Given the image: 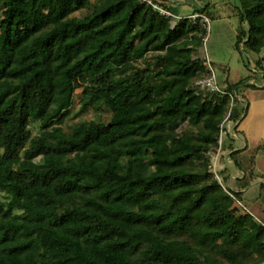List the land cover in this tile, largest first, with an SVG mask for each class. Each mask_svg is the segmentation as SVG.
<instances>
[{
  "label": "trees",
  "instance_id": "obj_1",
  "mask_svg": "<svg viewBox=\"0 0 264 264\" xmlns=\"http://www.w3.org/2000/svg\"><path fill=\"white\" fill-rule=\"evenodd\" d=\"M239 12L264 88V0ZM175 22L140 0H0V264H264V225L212 168L247 102L195 85L206 30ZM80 103L108 119L68 125Z\"/></svg>",
  "mask_w": 264,
  "mask_h": 264
},
{
  "label": "rangeland",
  "instance_id": "obj_2",
  "mask_svg": "<svg viewBox=\"0 0 264 264\" xmlns=\"http://www.w3.org/2000/svg\"><path fill=\"white\" fill-rule=\"evenodd\" d=\"M97 2L98 0H92ZM213 7H211L215 12L216 16L211 22V29L209 33V38L207 42V49L209 56L214 62L216 72L220 83L223 84L224 78L229 79V84L232 82L240 83L238 86L239 92L246 94L249 92L259 93L257 86H261V81L257 72L253 75L254 67L257 60L260 58L258 54L247 51H240L237 46V38L240 30V0H211ZM211 10V11H213ZM257 77V78H256ZM256 82H258L256 84ZM233 85V84H231ZM248 95V96H247ZM80 91L76 93L75 99L77 101L81 100ZM243 103L247 101L243 96H241ZM242 104V103H241ZM99 114H102L105 120L108 119L107 112H97L92 106L85 108L83 105L78 104L74 107L71 117L66 120L68 125H74L82 120H89L98 118ZM232 129V123L227 124V131ZM36 133V131H35ZM226 136H224V139ZM227 141V140H226ZM227 150H224V154L220 155L218 158V163L222 172V176H228L226 184L232 189L243 190L242 185L245 186L249 181V175H247V180L242 183H238V177L233 178V174H241L248 172V169L237 167L236 161L241 162L244 157H247L246 164L252 166L251 158L253 153H243L246 154L244 157L240 153H233L235 155L234 160L228 162L225 154ZM229 152V151H228ZM256 160L260 161L259 155L256 156ZM262 160V159H261ZM264 160L259 164V170L254 171L261 172L264 170V165L262 164ZM261 165V166H260ZM254 182L247 186L245 197L242 199L243 204L248 209V213L252 214L254 219L259 221L264 225V179L260 176H256ZM229 182V183H228ZM240 187V188H239ZM255 198V200H252ZM255 201V202H254Z\"/></svg>",
  "mask_w": 264,
  "mask_h": 264
},
{
  "label": "crops",
  "instance_id": "obj_3",
  "mask_svg": "<svg viewBox=\"0 0 264 264\" xmlns=\"http://www.w3.org/2000/svg\"><path fill=\"white\" fill-rule=\"evenodd\" d=\"M175 3L177 6L175 8H178L181 10V12L184 13H190L194 12L196 7H202L205 4V0H175ZM213 3H210L209 10H213L211 7ZM212 15L215 17L216 12L213 10L211 11ZM212 16V17H213ZM214 19L212 18V21ZM239 32V31H238ZM229 79L226 77L223 80V86L226 87L228 85L234 84L233 82L231 84L228 83ZM259 93L255 92V96L253 97L254 92H249L248 97H246V94L243 95V93L239 92L240 96H243L245 100L247 101V113L243 120L240 123V126L238 127V134L237 136H234L235 139L232 141L227 140V152H226V158L231 155L232 152L240 153L242 157H244L246 154L243 153H253L252 156L259 154L260 161L264 160L262 151L259 149L261 145L264 142V88H262V85L258 87ZM231 143V144H230ZM228 145H232V148L228 147ZM229 151V152H228ZM235 155L233 154L232 157L229 159L227 158L228 162L234 160ZM255 157V156H254ZM247 157H244L241 160L242 164V170L244 168L249 169L250 166L246 164ZM262 159V160H261ZM252 162V160H251ZM255 162V163H254ZM252 162V165L255 166V169L259 170V161L256 160ZM264 165V162L262 163ZM261 166V165H260ZM258 173L257 171H255ZM248 173H242L236 175L233 174V178L238 177V183H242L245 180H247ZM251 179L248 181L250 182ZM256 180V179H255ZM254 182V181H253ZM250 182V185L253 183ZM229 183V182H228ZM243 190H237L242 191L246 194L247 186L242 185ZM240 188V187H239ZM245 197V195H244ZM252 200H255V198H252ZM255 202V201H254Z\"/></svg>",
  "mask_w": 264,
  "mask_h": 264
},
{
  "label": "built area",
  "instance_id": "obj_4",
  "mask_svg": "<svg viewBox=\"0 0 264 264\" xmlns=\"http://www.w3.org/2000/svg\"><path fill=\"white\" fill-rule=\"evenodd\" d=\"M140 1L145 3L148 6L152 7V9L154 11L158 12L159 14L166 16V17H170V18L174 19V21H176V22L183 20V19H188L189 21H191L193 23L199 24L202 28H204L206 30V35L202 39V42H203L202 43L203 44L202 45L203 59L205 60V64H206V72H204V74H202L199 78H197L195 80V85L198 87H201L202 89L206 88L211 93L213 92V93H217L220 95H228L230 102H231V105H233L235 103V99H236L237 95L235 92H231L228 89H226L220 83L214 62L208 53L207 42H208L209 33H210V29H211V22H212L211 17L209 15H207L206 13H202L199 11H194V12H190V13H184V12L175 13L168 7L167 1H164V0H140ZM170 1L171 0H168V2H170ZM171 2H173V1H171ZM230 113H231V111H229L225 120H227L229 118ZM224 136H225V130L221 129V132H220V135L218 138L219 151H218V153L214 154L212 157V168L215 172L216 178L221 183V185H223V187L228 191V193L232 197H234L232 191L228 188L226 183H224V181L219 176L218 171H217L218 170L217 169V165H218L217 161H218V157H219L218 155H219V152H220L222 145L224 143ZM238 203L240 205H243V203L240 200H238Z\"/></svg>",
  "mask_w": 264,
  "mask_h": 264
}]
</instances>
